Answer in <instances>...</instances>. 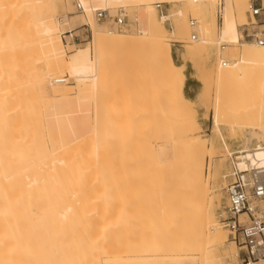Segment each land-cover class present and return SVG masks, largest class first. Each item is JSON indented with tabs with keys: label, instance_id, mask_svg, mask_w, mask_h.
Masks as SVG:
<instances>
[{
	"label": "rangeland",
	"instance_id": "374dc122",
	"mask_svg": "<svg viewBox=\"0 0 264 264\" xmlns=\"http://www.w3.org/2000/svg\"><path fill=\"white\" fill-rule=\"evenodd\" d=\"M77 1L79 0L55 1V12L52 15L54 26L62 34L71 32L73 35L71 37L65 34L66 42L61 35L66 59L76 48L87 46L92 41L90 33L87 39L88 33L80 24L86 18L87 12L85 11L83 16L76 10ZM150 1L157 20L163 14L171 15L181 10L189 13L186 17L188 25L193 18L197 20L198 26L195 29L186 27L188 32L185 34L180 32L181 20L173 19L175 32L170 24L172 19L167 22L159 21L157 32L167 36L163 37L162 50H158L159 38L150 39L139 34L143 29H147L144 23L146 6H142V2L123 4V8H116L119 5H114L108 11L114 17L119 8L123 9L126 15L125 26L116 29L114 22L95 19L97 24L105 31H113V35L133 36L129 37L128 41L115 42L106 39L102 45V75L99 73L102 78L99 79L96 89L88 87L79 91L73 88L75 81L68 74L64 76L71 78L69 82L60 85L66 84L71 89L73 98L62 101L48 95L46 89H40L38 101L33 105L32 111L35 132L44 135L53 157L71 160V166L74 168L66 173L71 176L67 188L70 197L75 194L76 199L89 201L90 206L97 211L104 210L110 216L121 217L109 220L112 239L120 244L115 245L117 249L113 247L111 252H119H115L114 260L111 259L105 264H201L197 255L172 258L170 255L174 252H167L168 255L160 252L163 243H172L180 236L183 222L179 219L175 221L173 217L182 208L183 201L189 197L188 185L185 183L186 172L192 165L201 163L205 167L204 175L210 173L208 203L214 213V221L227 235V242L221 250L224 253H227L226 250L229 253L230 248L234 252L238 250L240 257L239 246L232 240L229 230L219 223L218 216L227 205V182L224 179L230 169L227 148L233 152L245 148V138L249 130L241 129V134L234 138L225 123L226 119H222L219 128L224 141L217 135L212 108L215 91L213 72L207 67L217 65L220 59H242L241 56H232L230 50L236 45L243 49L245 43L241 42V31L244 25L240 22L238 35L234 40V37L230 36L233 31L230 30L229 34H226L220 30L221 24L215 19L218 0L214 5L209 3L207 21L210 36L219 44L211 50V60L208 62L204 54L191 58L187 55V48L196 43L190 39L192 32L198 33V39L205 36L202 18L192 11L194 4L191 1ZM228 2L227 15H234L236 20L237 17L242 20L244 9L240 5L241 0L233 1L234 8L231 7L230 0ZM4 4L3 0L0 1L1 208L7 199V189L2 185L5 177L14 167L20 168L19 172L22 166L26 165L20 121L24 104L29 99L21 65L16 60L19 53L17 52L13 62V54L5 49L8 17ZM135 18L138 19V24L132 22ZM249 24L250 22L246 25ZM73 37H76L74 43ZM223 43L227 46L224 51L220 48ZM252 49L254 54L264 60V48ZM204 88L210 92V100L206 105L200 101ZM232 88L229 101L232 109H247L251 103L247 87ZM49 91L53 92L50 89ZM44 96L48 97V101ZM15 108L18 115L16 119ZM51 109L56 110V117L62 119V123L51 120ZM83 121L85 123L82 125ZM235 121L244 122V118L241 116L235 118ZM13 123L16 124L17 132L14 131ZM71 123L82 129L77 136L68 134L66 128ZM190 140H199L204 144V148L197 155H193L192 149L187 146ZM257 141L264 143V137L253 139L250 144L253 145ZM84 161L86 164H83ZM81 165H86L92 170L83 176L79 174ZM5 221H2V231L5 225L10 227ZM5 229L7 230L6 227ZM1 234L6 235V232H0ZM1 251L4 254L6 252L3 247ZM3 256L6 258L10 255ZM13 256H10L9 260L12 263L15 260L18 264L20 256H17L19 262L17 257L12 260ZM239 257L238 261L228 258L226 264L240 263Z\"/></svg>",
	"mask_w": 264,
	"mask_h": 264
},
{
	"label": "bare ground",
	"instance_id": "6f19581e",
	"mask_svg": "<svg viewBox=\"0 0 264 264\" xmlns=\"http://www.w3.org/2000/svg\"><path fill=\"white\" fill-rule=\"evenodd\" d=\"M0 1L2 2V0ZM3 1L8 17L5 49L10 50L13 54V62L17 52L19 53L17 54L19 58L16 60L21 65L20 69L29 99L24 104V112L22 118L20 117L23 158L26 160V165L22 166L19 172L20 168L14 167L11 173L5 177L4 183L2 182V185L7 189V199L3 209L0 207L2 209L0 210V232L5 231L6 235H0L2 237L0 249L2 250L3 247L7 254L0 252V258L3 259H0V261L2 260L0 264H14V257L17 256H20V262L18 257L16 258L18 264H105L111 259L114 260L119 252L113 251V254L111 252L115 245L120 244L112 239V227L109 220L121 217L110 216L104 210L99 212L90 206L89 201L76 199L75 194L70 197L67 188L71 176L69 177L66 173L74 166H71L70 159L53 157L54 154L49 152L44 135L35 132V122L32 120L33 105H36L38 101L40 89H46L48 95L53 98L61 100L73 98L71 89L66 84L60 85L61 83L57 82L64 74H68L75 81L76 85L73 88L79 91L88 87L96 89L99 86V79L102 78V76L100 77L103 60L102 45L106 39H112L115 42L128 41L129 37L133 36L113 35L112 30L110 32L103 30L104 28L101 29L95 20L96 9L108 10L114 5H119L116 8H123L125 7L123 4L142 2V6H146L144 23L147 29H143L139 34L150 39L159 38L158 50H162L163 37L167 36L162 32H157V28L160 27L158 22H167L172 19L170 24L175 32L173 19L181 20L180 32L186 34L188 32L186 27H189L186 17L189 13L178 10L175 14H163L157 20L154 17V7L151 6L150 0H79L77 3L84 9L83 16H85V11L87 12L86 18L80 24L90 28L92 41L87 46L76 48L66 59L62 33L52 22L55 1L62 0ZM163 1L167 3L191 1L194 4L192 11L202 18L203 35L205 36L193 41L196 43L187 48V55L192 58L204 54L207 62L211 60V50L219 42L210 36L207 5L209 3L214 5L217 0H159V2ZM228 1L226 3L224 0L220 30L226 34L232 30L233 33L230 36H233L235 40L240 22L246 25L253 21V18L249 14L247 0H241L240 5L244 9L242 20L238 17L236 20L234 15H227ZM233 1L230 0L232 8H234ZM137 20L135 18L132 22L138 24ZM61 21L64 20L61 19ZM71 31L73 30L71 29ZM239 46L232 47L230 52L232 56H241V60L233 59L226 65L218 60L217 65L211 66V68L207 67V69L213 72L215 91L212 108L217 135L224 141L219 127L222 119H226L225 123L234 138L241 134V129L249 130L247 137L245 135L246 146L243 148L247 149L251 146L250 142L253 139L259 136L264 137V60L254 54L252 49L253 47L256 49L264 47L248 43L242 46L243 49H239ZM234 86L247 87L251 99L247 109L241 111L232 109V104L229 101ZM48 88L53 92H50ZM209 93L204 88L200 96V101L205 105L209 103ZM46 100L48 101V97ZM15 110L17 115V109L15 108ZM13 113L15 114L14 111ZM56 115V110L51 109V120L58 124L60 121L62 123V119L59 120ZM241 116L244 118V122L235 121V118ZM17 117L18 115L15 119ZM84 123L85 121L82 125ZM13 124L14 131L17 132L16 124ZM77 126L75 123L69 124L66 128L68 134L77 136L78 132L82 130ZM187 146L192 149L193 155H197L204 148V144L199 140H190ZM227 152L232 157L234 154L238 156V152H233L228 148ZM245 158H247L246 161L239 162L242 170L249 166H264V149L248 151ZM83 164H86V161ZM204 168V164L201 163L192 165L186 172L185 183L188 185L189 197L183 201L182 208L173 217L175 221L179 219L183 222L182 226L180 225V236L175 238L176 240H173L172 243H163L160 252L167 255V252H174L170 255L172 258L197 255L201 264H226L228 258L238 261V250L234 252L230 248L229 253L228 250H226L227 253L221 250L227 242V235L214 221V213L209 207L210 173L205 176ZM91 170L88 166L81 165L79 174L85 176ZM214 188L216 187L214 186ZM2 221L9 224L11 229L3 222L7 230L4 227L2 231ZM176 224L173 226L176 227ZM115 248L117 249V247ZM3 255H14L12 258L14 263L9 260L10 256L4 258ZM4 259H7L8 262ZM255 264H264V260L261 259L260 263L256 262Z\"/></svg>",
	"mask_w": 264,
	"mask_h": 264
},
{
	"label": "built area",
	"instance_id": "2783aa9c",
	"mask_svg": "<svg viewBox=\"0 0 264 264\" xmlns=\"http://www.w3.org/2000/svg\"><path fill=\"white\" fill-rule=\"evenodd\" d=\"M248 5V11L253 21H250L249 25L242 26L241 42L264 47V0H248ZM223 6L224 0H218L217 19L220 24ZM76 10L79 13H84V9L79 3H76ZM95 18L97 21L114 22L116 29L122 28L126 23V15L121 8L114 17L107 9H96ZM189 26L195 29L198 26L197 20L191 18ZM82 27H85L88 33L87 39L89 33L92 36L88 26ZM65 34L72 36L71 32L62 34L64 42H66ZM75 38L73 37L72 43ZM190 39L197 41L198 33L193 31ZM226 47L224 43L220 44L222 51L226 50ZM220 61L224 65L232 62L226 59ZM70 79L68 75H65L57 82L67 83ZM261 148L264 149V143H255L247 149L236 151L238 156L234 154L232 157L231 154H228L230 169L224 175L227 182L225 187L227 205L218 218L219 223L229 230L232 240L240 248V263L237 264H255L264 259V166H249L245 170L239 166V162L247 160L245 157L248 151H256Z\"/></svg>",
	"mask_w": 264,
	"mask_h": 264
}]
</instances>
